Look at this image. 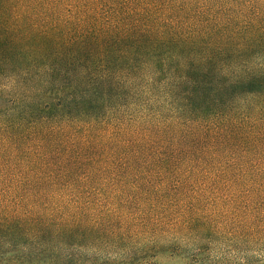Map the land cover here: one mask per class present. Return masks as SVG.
Listing matches in <instances>:
<instances>
[{
	"label": "trees",
	"instance_id": "1",
	"mask_svg": "<svg viewBox=\"0 0 264 264\" xmlns=\"http://www.w3.org/2000/svg\"><path fill=\"white\" fill-rule=\"evenodd\" d=\"M261 205L264 0H0V264H156Z\"/></svg>",
	"mask_w": 264,
	"mask_h": 264
},
{
	"label": "rangeland",
	"instance_id": "2",
	"mask_svg": "<svg viewBox=\"0 0 264 264\" xmlns=\"http://www.w3.org/2000/svg\"><path fill=\"white\" fill-rule=\"evenodd\" d=\"M255 210L246 221L248 233L242 239L237 237L239 232L233 234L234 230H240L238 224L236 226L230 220H221L217 222L214 232H210L212 236L204 232L205 235L184 240L178 256L159 253L156 264H264V205ZM107 255L105 251V254L83 252L77 256L83 257L87 263L98 261V264H103L107 262Z\"/></svg>",
	"mask_w": 264,
	"mask_h": 264
}]
</instances>
